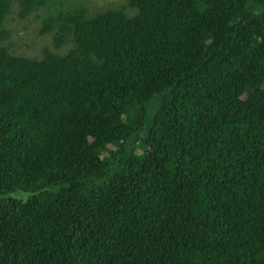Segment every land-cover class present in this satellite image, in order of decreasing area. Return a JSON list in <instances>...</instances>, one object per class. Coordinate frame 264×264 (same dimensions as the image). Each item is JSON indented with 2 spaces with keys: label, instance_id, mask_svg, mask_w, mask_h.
Returning <instances> with one entry per match:
<instances>
[{
  "label": "trees",
  "instance_id": "obj_1",
  "mask_svg": "<svg viewBox=\"0 0 264 264\" xmlns=\"http://www.w3.org/2000/svg\"><path fill=\"white\" fill-rule=\"evenodd\" d=\"M0 264H264V0H0Z\"/></svg>",
  "mask_w": 264,
  "mask_h": 264
},
{
  "label": "rangeland",
  "instance_id": "obj_2",
  "mask_svg": "<svg viewBox=\"0 0 264 264\" xmlns=\"http://www.w3.org/2000/svg\"><path fill=\"white\" fill-rule=\"evenodd\" d=\"M119 1L120 0H117V2H119ZM98 5L102 6L105 4L100 3ZM33 16L34 15H31L29 18L26 19V21L24 22V25L26 26V28H24L23 31H20L17 34L18 37H16V39L19 41V46H21V49L17 52V54L23 53V54H27L30 57H39V56H42L41 55L42 52H40V51L43 47H50L51 46V37H50V34H46L45 36H38V39L34 38L32 32H35V30L38 29L41 26V24H40V21H34ZM16 24L19 25L16 28L23 26L20 23H16ZM9 28H10V26H9ZM32 39L35 41L34 43H33ZM137 152L141 153L142 150H139ZM177 153H179V152H177ZM196 153H197V149L190 150L189 152H187V154H189L188 156L190 158V160L187 164V167H189L194 162L193 160L196 159V157H197ZM207 154H209V152H207L205 155H207ZM184 170L185 169H183L181 172H177L174 174H176V175L181 174L180 179H186V178H190L192 173H197V172H184ZM212 186H215V185L212 181H210V174L200 172L199 178L194 179V180H187L185 183L180 184L178 186V191L181 192L184 199L189 201V204H190L192 202H196V201L200 202L201 200H203V195L205 193L204 191L208 190L211 192ZM218 193H219V190L216 189V193H215L212 201H214V202L218 201L216 199V194L220 198V195ZM26 198H27V196H26ZM2 199H5V198H2ZM178 199H179V201L177 200V203L173 204V205L180 206V203H184L183 199L181 197ZM204 203L207 204L206 201H204ZM194 225H195V222H194ZM177 245H178L177 248H178L180 254H183V252L189 248V247H187L188 245H191V247L194 246V244L192 242H190L189 238L184 239V247L185 248H183L182 243L180 241L177 243ZM227 259L229 260V258H227Z\"/></svg>",
  "mask_w": 264,
  "mask_h": 264
},
{
  "label": "clouds",
  "instance_id": "obj_3",
  "mask_svg": "<svg viewBox=\"0 0 264 264\" xmlns=\"http://www.w3.org/2000/svg\"><path fill=\"white\" fill-rule=\"evenodd\" d=\"M172 173H174V172H172ZM175 173H177V172H175ZM2 198V197H1ZM178 198L179 197H176L175 199H173V200H170V203H171V205H173V204H176L177 203V200H178ZM187 247H191V245H188ZM225 258H227V257H225Z\"/></svg>",
  "mask_w": 264,
  "mask_h": 264
}]
</instances>
